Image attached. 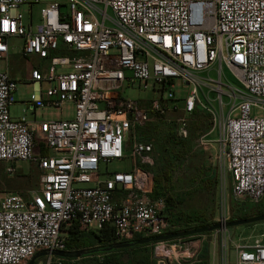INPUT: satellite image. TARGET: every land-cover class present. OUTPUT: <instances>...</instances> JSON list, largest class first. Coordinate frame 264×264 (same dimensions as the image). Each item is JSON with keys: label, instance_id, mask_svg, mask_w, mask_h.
Returning a JSON list of instances; mask_svg holds the SVG:
<instances>
[{"label": "built area", "instance_id": "built-area-1", "mask_svg": "<svg viewBox=\"0 0 264 264\" xmlns=\"http://www.w3.org/2000/svg\"><path fill=\"white\" fill-rule=\"evenodd\" d=\"M23 4L28 0H0V60L8 62L10 39L21 40V56L40 61L30 72L34 90L22 113L42 109L58 117L12 118L16 81L0 72V163L8 176L17 163L31 164L39 173V189L28 198L16 192L0 196V264H27L41 252H67L72 226L83 234L112 228L117 243L173 230L164 216L165 199L151 198L153 144L136 135L152 116L174 114L175 134L185 140L196 108L206 113L211 128L198 144L212 148L203 139L218 127L217 147L208 159L220 180L229 174L237 204L261 202L264 0H61L40 10L37 26L31 12L29 24L23 23ZM214 68L218 80L202 82L198 75ZM223 68L243 91L231 94L234 106L220 119L199 93L207 82L217 83L216 101L223 105ZM43 83L47 87L41 90ZM134 83L144 91L160 90V100L146 104L129 98L126 91ZM176 87L186 94L176 97ZM127 154L130 168L105 171L101 178V164L122 162ZM223 194L216 220L221 225L230 220ZM193 246L175 263L192 258ZM234 250L235 264H264L259 241L236 244ZM36 264L81 263L46 255Z\"/></svg>", "mask_w": 264, "mask_h": 264}, {"label": "rangeland", "instance_id": "rangeland-1", "mask_svg": "<svg viewBox=\"0 0 264 264\" xmlns=\"http://www.w3.org/2000/svg\"><path fill=\"white\" fill-rule=\"evenodd\" d=\"M61 0H40L38 4H33V0H28V4H23L19 7V11L23 16V23L25 25L30 22V12L32 16L33 26H37L40 22V10L45 7L48 3ZM31 5V6H30ZM31 7V9H30ZM20 41L19 39H13L9 41L10 51L14 54L11 58L12 63H22L21 75L25 76L27 72H31L39 66L40 61L35 57L29 59H22L19 56L20 52ZM56 57L61 54H56ZM9 63V62H8ZM9 66V64H8ZM7 66V67H8ZM6 68L5 61L0 60V72ZM202 82L205 80L217 81L216 68L209 72L198 75ZM221 82L226 84L227 87L222 86L221 89L225 92L223 97V105L216 101L218 97V84L209 83L210 85H204L201 87L199 98L203 103H207L208 107L213 112H218L220 119L226 117L230 113L231 107H233V99L231 94L233 92L240 91L242 88L238 82L233 80L232 76L226 69L221 71ZM176 97L181 98L187 92L185 88H177L173 90ZM33 93L32 85L28 82H22L16 84V92L14 93V101L16 104L11 108L10 115L13 118L20 117V115H26L22 113L21 102L29 99ZM126 94L131 99H139L141 102L149 104L153 99L160 100L161 91L152 90L144 91L142 88H138L137 83L133 85V89L126 91ZM252 113H255L253 109ZM56 113L52 115V118H56ZM175 115L172 113L165 114L162 118L152 116L149 124L144 127L137 129L136 135L139 140H144L146 136L153 142V156H154V170H162L166 162V154L169 150V133L172 131L175 134L176 126L174 122ZM207 120V119H206ZM209 118L207 120L208 124ZM211 128V127H210ZM203 134H198L190 140L191 149L189 151V164L184 173L178 174L179 177L174 180V190H171V195L175 198H179L182 204L172 208V214L174 218V229H194L200 222H194V217L204 215L203 220L209 224H216L218 216L220 214V205L222 194L226 198L228 206L229 217H242L244 215H253L257 212L264 213V198L257 206H250L244 204L245 211L239 210L236 206V202L231 196V178L229 174L224 173V179L220 180V174L216 169L215 164L210 162L208 158L212 153L213 147L216 149L217 144L214 142L218 140L220 130L215 127L212 133L206 134L207 136L203 139L212 142V148L208 146H199L198 142ZM176 136V134H175ZM156 138L160 139L161 148H155ZM177 138V136H176ZM171 142V141H170ZM166 148V150L162 149ZM131 158L128 154L125 156L122 162L112 161L107 165H100L101 178L104 177L105 171L116 172L126 171L130 168ZM184 163V161H183ZM186 164V162H185ZM158 166V167H157ZM198 168H203L208 173V177L214 176V182L210 190L204 189L201 184L200 178L195 175ZM3 164L0 163V196L7 192H16L23 196L25 199L28 198L32 192H37L39 189L37 175H39L37 169L28 163H17L16 172L12 176H8L4 173ZM192 181L191 179L194 177ZM1 198V197H0ZM188 217V218H187ZM202 220V222H203ZM206 234H212L209 239L214 242V246L210 249L205 248L206 252L203 251V260L207 264H235V250L236 244L240 245H252L256 241L264 244V221L250 224L246 226H238L228 228L223 231H214ZM205 235V234H203ZM202 235H193L186 238L174 239L173 241H163V245H157V243H151L148 246L136 248L126 252H120L111 255V257L118 261L119 264H161L159 261H163L162 264H176L174 258L180 256L185 250L197 243ZM211 239V240H210ZM198 244V243H197ZM196 244V245H197ZM171 247V249H170ZM162 248V249H161ZM89 250V249H86ZM92 250V249H91ZM194 252V249H192ZM162 256V257H159ZM164 256H169L168 258ZM103 259L102 255H98L94 258H85L80 260L81 264H98ZM179 260V259H178ZM177 260V261H178ZM180 262V260L178 261ZM183 263V262H182ZM180 264V263H179Z\"/></svg>", "mask_w": 264, "mask_h": 264}, {"label": "trees", "instance_id": "trees-1", "mask_svg": "<svg viewBox=\"0 0 264 264\" xmlns=\"http://www.w3.org/2000/svg\"><path fill=\"white\" fill-rule=\"evenodd\" d=\"M208 118L209 117L206 113L201 111L199 108H196V110L193 112L191 116V120H190L189 127H188L189 137L185 140H182V139L176 138L175 134L171 131L169 133V139L171 142L168 141L170 150L167 153H165L166 162H165L164 168L162 170H154V166H155V163H154V166L149 169L152 175V180H153V190H152L151 198L156 199L159 197H163L165 199L167 207L164 210V216L168 219V221L171 224L174 223L173 221L175 218L171 212L172 208L182 204L179 198H176V197L174 198L171 195V190L175 189L173 182L179 177L178 174L184 173L185 169L187 168V164H189L190 162V158L188 154L191 149L190 140L194 136L198 134L206 133L210 130L211 122L208 121V124H207ZM144 140L151 141L149 139V136H146ZM155 141H156L155 148H158V147L161 148L160 139L156 138ZM162 149L166 150V148H163V147ZM188 159H189V162H188ZM195 175L200 178L201 184L204 187V189H207V190L211 189L213 182H214V176L208 177L209 176L208 173L203 168H198ZM196 176H194L191 180L193 181ZM37 181H38V175H37ZM38 185H39V182H38ZM236 206L239 210H244V211L246 210L244 204L240 205L236 203ZM260 214H262V212H257L251 216L250 215H247V216L244 215L242 217L232 216L229 222H233L237 220H244V219L257 216ZM203 218H204L203 214L197 217L196 216L194 217V222H198V221L200 222V224L196 225L194 228H200V227L212 225V224L205 222ZM187 229L189 228L179 229V230L173 229L169 233L185 231ZM203 234H206V233H203ZM203 234H199V235H203ZM143 239L145 238H143L142 236H136L131 241H139ZM170 241H173V240H170ZM115 244H118V243L115 241L112 228L105 227L97 232L83 234L77 231L76 226H72L68 232V237L66 241V249L69 252H74V251H79V250H86V249L91 250L95 248L109 247ZM148 245L149 244L136 245L133 247L120 249V250H113V251L106 252V253L87 255V256L81 257L80 260L85 259V258H94L98 255H102L103 259H102L101 264H119L117 260L111 257V255L120 253V252H126V251L133 250V249L140 248V247H145Z\"/></svg>", "mask_w": 264, "mask_h": 264}, {"label": "water", "instance_id": "water-1", "mask_svg": "<svg viewBox=\"0 0 264 264\" xmlns=\"http://www.w3.org/2000/svg\"><path fill=\"white\" fill-rule=\"evenodd\" d=\"M263 221H264V213L244 219V220L228 222L225 225L216 223L210 226H204L200 228H194V229L175 232V233H168L163 236L145 238L139 241H129V242H124V243H118V244H115L109 247L95 248L92 250H79V251H74V252H69V251L50 252V253L41 252V253L36 254L27 264H35L36 261H38L40 258L46 255L61 257L65 259H80L81 257L87 256V255L106 253V252H110L113 250H120V249L133 247L136 245H144V244H151V243H157V242H162V241H170V240L185 238V237H189L193 235L214 232V231L220 230L221 228L228 229V228H233V227H238V226H246L249 224H255V223H259Z\"/></svg>", "mask_w": 264, "mask_h": 264}, {"label": "crops", "instance_id": "crops-1", "mask_svg": "<svg viewBox=\"0 0 264 264\" xmlns=\"http://www.w3.org/2000/svg\"><path fill=\"white\" fill-rule=\"evenodd\" d=\"M13 39H16V38H12V39H10L9 41H11V40H13ZM18 40V39H17ZM20 41V45H21V40H19ZM10 49V48H9ZM19 54V56H21V54H20V52L18 53ZM14 54L9 50L8 51V54H7V61L9 62H7V64H6V68H5V70L4 71H7L8 72V74H9V76L13 79V80H15L16 81V84L17 83H19L20 81H24V82H28V83H30V73L29 72H27L26 74H25V76L24 77H22V75H21V69H22V63H12V60H11V58H12V56H13ZM21 58L22 59H25V58H23L22 56H21ZM8 64H9V66H8ZM8 66V67H7ZM31 85H32V91L34 90V86H33V84L32 83H30ZM47 86H46V84L45 83H43L42 84V86H41V90H44L45 88H46ZM23 102L24 101H22L21 102V105H22V109H23ZM14 104H16V102L14 103ZM14 104L13 105H11L10 106V108H9V111L11 110V108L14 106ZM22 112V111H21ZM54 114V112H51V111H48V110H42V109H40V110H38V111H36L34 114H26L25 115V117L28 119V120H40V121H43V120H51V119H53L52 118V115ZM57 115V114H56ZM21 116H23V115H20V117ZM20 117H16V118H14V119H17V118H20ZM58 117V115L56 116V118ZM13 118V117H12ZM215 142V141H214ZM214 147H213V150H212V153L211 154H213V152H214ZM3 167H4V169H5V164H3ZM4 171V170H3ZM212 234H205V235H202V236H200V240L199 241H197V245L196 244H194L195 245V247L193 246L192 248H195L194 249V252H192V254H191V257L192 258H190V259H186V260H184L183 261V264H207L204 260H203V256L205 255H203V251L204 252H206V249L205 248H208V249H210V248H212L213 246H214V242L213 241H210L209 242V240H207V239H209L210 237H212L211 236ZM211 240V239H210ZM212 264H216V263H212Z\"/></svg>", "mask_w": 264, "mask_h": 264}]
</instances>
